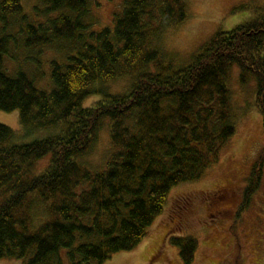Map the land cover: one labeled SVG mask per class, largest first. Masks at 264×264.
Instances as JSON below:
<instances>
[{
    "label": "trees",
    "instance_id": "obj_1",
    "mask_svg": "<svg viewBox=\"0 0 264 264\" xmlns=\"http://www.w3.org/2000/svg\"><path fill=\"white\" fill-rule=\"evenodd\" d=\"M22 2L0 0V110L18 111L22 127L47 137L13 143V131L0 124V260L103 264L135 249L170 191L219 160L236 131L226 84L234 65L242 82H256L264 128V12L215 33L175 68L157 61L154 39L186 20L184 0H122L112 29L100 31L92 29L89 0H37L29 14ZM133 72L129 90L110 92V82ZM45 76L46 88L38 84ZM103 124L111 153L92 170L81 160ZM263 164L264 150L239 211L258 189ZM169 242L192 264L195 237L173 233Z\"/></svg>",
    "mask_w": 264,
    "mask_h": 264
},
{
    "label": "rangeland",
    "instance_id": "obj_2",
    "mask_svg": "<svg viewBox=\"0 0 264 264\" xmlns=\"http://www.w3.org/2000/svg\"><path fill=\"white\" fill-rule=\"evenodd\" d=\"M36 1L23 0L24 11L31 13ZM89 1L92 29H112L114 14L121 12L122 0ZM184 1L186 20L175 28H165L154 39L155 47L161 52L157 61L171 62L175 68L188 65L215 33L252 22L264 12V0ZM60 53L61 50L49 51L43 60ZM156 62L151 66L156 68ZM134 74L110 82L108 89L114 93L126 92ZM38 84L46 88L47 77L39 79ZM226 84L236 131L222 148L219 160L199 180L183 183L170 191L163 213L135 249L115 253L103 264H184L178 249L169 242V235L173 233L197 239L192 264H264V164L260 185L249 206L239 211L251 170L264 150L263 120L255 105L256 82L250 76L242 82L241 71L234 65ZM97 99L98 96L90 98L85 105ZM0 124L13 131V143L47 137L45 130L31 132L22 127L18 111L0 110ZM107 125L103 124L91 152L81 160L92 170L102 168L111 153ZM25 136L27 140H23ZM48 159L39 162L36 169L42 170ZM33 212L37 221L44 219L39 208ZM0 264L21 262L2 259Z\"/></svg>",
    "mask_w": 264,
    "mask_h": 264
}]
</instances>
